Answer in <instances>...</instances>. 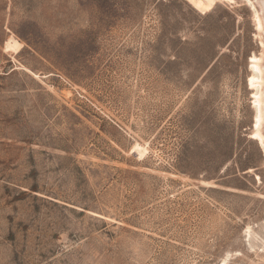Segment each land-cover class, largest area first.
I'll use <instances>...</instances> for the list:
<instances>
[{"label": "rangeland", "instance_id": "obj_1", "mask_svg": "<svg viewBox=\"0 0 264 264\" xmlns=\"http://www.w3.org/2000/svg\"><path fill=\"white\" fill-rule=\"evenodd\" d=\"M257 8L0 0V264H264Z\"/></svg>", "mask_w": 264, "mask_h": 264}, {"label": "bare ground", "instance_id": "obj_2", "mask_svg": "<svg viewBox=\"0 0 264 264\" xmlns=\"http://www.w3.org/2000/svg\"><path fill=\"white\" fill-rule=\"evenodd\" d=\"M193 7L201 11L207 10L216 0H186ZM228 1V0H227ZM230 1V0H229ZM258 8L253 11V18L258 31V36L264 37V0H254ZM263 54L260 57L251 55L249 60L250 75L248 86L253 90V131L252 137L261 143L264 138V39ZM263 143V140H262Z\"/></svg>", "mask_w": 264, "mask_h": 264}]
</instances>
